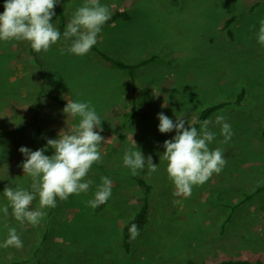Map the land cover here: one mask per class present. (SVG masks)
Masks as SVG:
<instances>
[{
  "label": "rangeland",
  "instance_id": "1",
  "mask_svg": "<svg viewBox=\"0 0 264 264\" xmlns=\"http://www.w3.org/2000/svg\"><path fill=\"white\" fill-rule=\"evenodd\" d=\"M83 0H61L67 22ZM110 13L125 9L131 20L119 19L98 38L97 46L128 63L156 56L137 70V89L124 71L110 66L90 48L83 56L61 51L64 39L38 53L27 41H0V191L5 186L28 188L31 178L21 167L20 146L32 150L59 138L78 122L66 117L64 97L89 100L102 118L101 159L88 172L86 193L57 199L44 209L36 225L17 221L9 207L0 213V241L14 227L22 247L0 248V264H175L226 259L264 261V46L256 41L264 0H100ZM63 3V4H62ZM62 4V5H61ZM70 14V15H68ZM235 20L226 27V22ZM57 28L58 16L52 17ZM230 31L232 34H230ZM20 63L23 66H20ZM63 97L60 103L39 96L42 87ZM245 90L240 104L235 103ZM134 101L145 118L124 125ZM222 101L231 103L215 112L231 124L225 141L219 126L210 148L219 147L225 165L208 180L193 185L187 197L174 195L166 172L163 141L175 130L161 133L156 113L191 125L201 110ZM163 105V107H162ZM199 130V129H198ZM157 170L135 175L152 185V215L128 253L122 228L142 204L144 192L123 166L134 140ZM53 149L45 148L51 155ZM101 176L112 181L111 196L93 209ZM263 186L262 188H260ZM8 201L0 193V204ZM30 208L38 207L36 197Z\"/></svg>",
  "mask_w": 264,
  "mask_h": 264
},
{
  "label": "clouds",
  "instance_id": "2",
  "mask_svg": "<svg viewBox=\"0 0 264 264\" xmlns=\"http://www.w3.org/2000/svg\"><path fill=\"white\" fill-rule=\"evenodd\" d=\"M61 0H3L0 11V41H27L35 52H47L50 45L61 37L67 42L69 54L83 56L98 41L102 26L110 19V9L100 0H83L71 14L61 32L53 25L54 6ZM256 41L264 46V18L259 20ZM66 103L62 112L66 117L78 118L70 130L46 140V145L35 150L20 146L18 151L25 157L21 167L23 174L31 178L28 188L19 185L5 186L0 193L8 201L0 204V213L7 214L9 207L13 217L21 224L39 223L45 215L44 209L55 207L57 199L65 200L71 194L86 193L92 180L86 178L92 164L101 159L100 144L105 141L101 135L102 118L89 100L64 97ZM163 107V105H162ZM176 116L173 121L163 111L156 113L157 129L161 133L175 130L170 139L163 141V159L167 161L166 172L175 186L174 195L187 197L192 186L204 183L213 173H219L226 161L219 147L210 148L216 137L212 129L219 126L220 135L225 141L233 135L232 126L222 114L214 119L199 121V130L185 126L186 119ZM134 140V139H133ZM51 147V155L45 148ZM134 148L123 153L122 164L135 175L137 170L151 174L157 170L152 156L143 154L134 140ZM93 198L86 204L95 209L106 203L111 196L112 181L101 176ZM38 197V207L30 208ZM129 239L139 235L135 223L128 226ZM21 248L22 240L14 227H9L7 236L0 241V248Z\"/></svg>",
  "mask_w": 264,
  "mask_h": 264
},
{
  "label": "trees",
  "instance_id": "3",
  "mask_svg": "<svg viewBox=\"0 0 264 264\" xmlns=\"http://www.w3.org/2000/svg\"><path fill=\"white\" fill-rule=\"evenodd\" d=\"M0 10L3 11V0H0ZM57 29L61 32V34L64 31V27L67 23V14L64 9H58L57 10ZM131 18L130 13L128 10L125 9H118L114 13L110 15V19L105 22V24L102 26L101 32L111 25L113 22L118 21L119 19L129 20ZM235 20V16L231 17L226 22V27H228L233 21ZM230 34L232 32L230 31ZM61 39H63L61 37ZM59 39V40H61ZM93 50L97 51L107 62L110 63V66L119 69L121 71H124L126 75L130 78L134 90L137 89V70L143 66H146L150 63H156V56L147 57L144 59H141L140 61L136 63H128L121 58H116L113 56H110L102 51L97 44L93 45L91 47ZM31 53L34 55L35 59L38 61V53L33 51L30 47ZM245 90L243 89L239 95L238 98L235 100V103L240 104L245 96ZM39 96H47L55 101H58L60 103H65V100L63 97L56 95L54 93L48 92L45 87L43 86L40 89ZM134 107L133 109L126 115L124 125L129 122L138 119L139 117L145 118L147 117V112H141L137 105L136 101H134ZM230 101H222L217 104H213L211 106H208L207 108L201 110L199 114L196 116L195 121L191 124L192 126L199 129V121H202L204 119H210V117L217 112L219 109L223 108L224 106L230 104ZM135 179L137 180L138 184L141 186L143 192H144V198L142 204L138 207L137 211L125 222L123 228H122V246L124 250L128 253L132 250V243L135 239H129V232H128V226L132 223H135L137 228L139 229V234L142 233L147 225L150 222L151 215H152V205H151V193H152V185L148 179L141 175H135ZM261 186L260 188H262ZM175 264H264V261L262 260H249V259H226L222 261H215V262H207V261H194L192 259L188 260L186 263H175Z\"/></svg>",
  "mask_w": 264,
  "mask_h": 264
},
{
  "label": "crops",
  "instance_id": "4",
  "mask_svg": "<svg viewBox=\"0 0 264 264\" xmlns=\"http://www.w3.org/2000/svg\"><path fill=\"white\" fill-rule=\"evenodd\" d=\"M177 1H178V0H177ZM182 1H185V0H182ZM62 4H63V3H62ZM62 4H61V5H62ZM64 7H65V5L57 6V7H56V10H55V15L57 16V10H58V9L61 8V9H64V10H65ZM0 11H1V10H0ZM68 15H70V14H68ZM130 15H131V14H130ZM131 19H132V16H131V18H130L129 20H131ZM129 20H128V21H129ZM115 23H116V22H113L112 25H116ZM102 32H103V31H102ZM98 38H101V39L103 38L102 33L100 34V36H98ZM0 47H1V46H0ZM38 59H39V58H38ZM20 66H23V64L20 63ZM139 235H140V234H139ZM139 235H138V236H139ZM131 251H132V250H131ZM130 253H131V252H130ZM249 260H250V259H249ZM262 261H263V260H262Z\"/></svg>",
  "mask_w": 264,
  "mask_h": 264
}]
</instances>
